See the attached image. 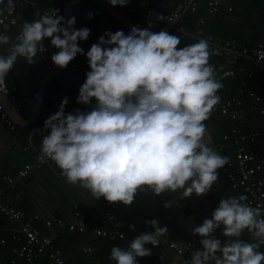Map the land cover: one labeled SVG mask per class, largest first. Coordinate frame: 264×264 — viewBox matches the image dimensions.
<instances>
[{
  "label": "clouds",
  "instance_id": "clouds-1",
  "mask_svg": "<svg viewBox=\"0 0 264 264\" xmlns=\"http://www.w3.org/2000/svg\"><path fill=\"white\" fill-rule=\"evenodd\" d=\"M108 2L124 6L129 0ZM58 12L50 9L24 21L14 40L0 32V46L9 45L0 51V86L6 89L18 58L35 62L37 53L45 51L46 38L58 49L51 61L61 68L84 53L78 41L86 39L90 29L75 28L74 16L65 20ZM151 27L149 22V27L133 26L128 33L106 30L84 53L89 70L77 102L91 104L90 110L65 113V97L43 124L48 132L40 139L41 152L69 183L109 202L130 204L144 185L157 195L177 190L181 197L207 193L218 179L217 169L228 161L205 140L204 121L220 101L218 90L223 87L209 63L208 41L178 47L179 36ZM246 200L244 194L220 198L211 218L191 228L201 237L202 248L191 253L188 264H264V208ZM152 223L154 230L136 235L126 247L114 245L110 259L139 264L137 257L150 255L145 245H159V237L168 232L167 225ZM221 226L229 238L223 243L214 235ZM244 230L253 242L239 238Z\"/></svg>",
  "mask_w": 264,
  "mask_h": 264
},
{
  "label": "crops",
  "instance_id": "crops-1",
  "mask_svg": "<svg viewBox=\"0 0 264 264\" xmlns=\"http://www.w3.org/2000/svg\"><path fill=\"white\" fill-rule=\"evenodd\" d=\"M54 2V0H40L39 10L49 11ZM68 2L69 0L66 4ZM175 3L173 0L170 1L169 6L167 5L170 8L169 11L174 8ZM90 5L86 4L84 7L91 8ZM92 5L98 8L96 5ZM63 10L64 7L61 15ZM101 12L104 11L100 10L99 13L102 14ZM95 16L96 18L100 17L98 14ZM104 33L105 30L101 26L92 24L87 39L88 48L96 43ZM33 59L35 62L29 64L24 58H18L17 63L9 71L7 80L9 85L17 86L19 92L29 94L34 103L39 84L35 85L32 78L39 65L38 53ZM213 65L215 67V64ZM56 66L54 65V68ZM78 67V82L71 88H65L70 89L64 108L65 113L73 112L76 109L88 111L91 108V104L85 105L77 102L78 90L86 78L89 65L80 64ZM221 82L223 87L218 90L221 99L212 109L208 119L204 121L206 125L205 140L215 150L227 156L228 160L236 163L235 149L229 143L224 144L223 138L224 134L230 135L236 125L234 123L235 126L231 128L230 118L219 114V108L224 99V89L227 88L226 84L230 81L226 80L225 84L223 79ZM227 86L234 89L233 84L229 83ZM52 96L53 92L50 99L44 98L43 107L51 104ZM19 113L23 117H28L31 111ZM19 129L18 138L14 139L6 125L0 124V193L12 207L24 211L28 216H39V220L34 222V226L38 228L41 235L49 237L52 244L62 251L69 262L74 264H115L109 257L111 248L114 245L126 247L127 243L136 235L143 231L154 230L152 221L155 220H157L158 226L167 225L168 232L159 237V245L153 246L150 243L145 245V247L151 248V254L137 257L139 264H185L183 258L172 249L170 242L190 239L200 243L201 237L199 234H194L191 228L201 224L205 218H211V213L218 206L220 198L237 196L239 191L228 180L223 166L217 169L218 179L214 182L212 189L201 195L193 193L187 197H181L180 190L157 195L147 185H144L142 186L143 190L137 191L136 198L130 204L119 201L109 202L103 197L96 198L86 188L69 183L61 175V170L55 162L41 169L33 170L27 178L11 188L6 178L14 177L31 158L23 151V147L29 146L34 152L38 147L34 130H27L24 127H19ZM226 144L227 146H225ZM257 148L262 151V144L258 142ZM258 162L264 166V157ZM168 201L170 204L165 206ZM76 212L80 214L85 225V230L81 233L69 225L75 219ZM48 219H61L66 224L59 225L53 222L50 226H46L45 221ZM100 231H107L111 235L102 238L98 234ZM214 235L221 242L229 239L223 236L222 226L215 230ZM18 237H21L18 224L0 216V238L5 240V245L0 246V264L9 261L13 250L20 246L22 240H18ZM239 238L249 242L254 241V237L247 230H244ZM263 247L264 245L261 246V251H264ZM85 249H90V251H85ZM34 262L35 264H53L46 256H40ZM18 264H27V262L20 261Z\"/></svg>",
  "mask_w": 264,
  "mask_h": 264
},
{
  "label": "built area",
  "instance_id": "built-area-1",
  "mask_svg": "<svg viewBox=\"0 0 264 264\" xmlns=\"http://www.w3.org/2000/svg\"><path fill=\"white\" fill-rule=\"evenodd\" d=\"M39 1L40 0H0V32L9 35L14 40L16 35L20 32L24 21H31L40 17L41 12H39L38 9ZM153 1L156 6H159L161 0ZM227 1L228 0H212L209 3L208 13L210 14L218 12L220 5ZM65 5L66 3L64 6ZM90 7L91 8H87L81 4L74 5L71 17H75V28L79 29L81 27H87L90 29V26L95 23L101 26V28H103L105 31H124L120 23L110 15L104 12H101L102 14H100V11H98L93 5H90ZM159 7H161V14H163L164 17L161 19V23L165 26L178 20L186 8H188L187 11H190L191 13L196 12L197 3L196 0H177L174 8L171 11L167 10L165 5H161ZM228 10H230V8ZM96 11H98L97 14L100 15V17L96 18V14L94 13ZM89 12L93 13L91 18H89L87 15ZM133 24L134 26H138L140 28L149 27V25H141L137 22H133ZM197 24V27L203 24V20L200 19ZM151 30L155 32L158 31V29L154 26L151 27ZM87 39L88 37L84 40L78 41L79 46L84 49V53H86L89 49L87 45ZM204 39H206L209 44L214 46V48L210 46L212 54H217L218 51L215 46L217 44H215L211 38ZM42 43L45 51H43L41 54L38 52L39 65L36 67L35 76L32 78L35 85H38L39 82H41L43 78L54 69V65L49 62L50 56L54 52L58 51V49L55 50V47L50 44V38L44 39ZM223 47L229 48V44L225 43V46ZM8 48V44L0 46V51L8 50ZM231 49L233 48L231 47ZM84 53L77 54L70 61V68L63 74L61 79V83L64 88H71L78 82V65H88L87 57ZM241 53L244 55L246 54V51H242ZM253 55L257 60L264 62V48L261 44L254 49ZM260 65L264 66L263 64ZM239 70L245 71L249 70V68H241ZM215 71L217 79L220 80H222V77L224 74H226V72H228L230 77L235 75L234 69H226V67L222 64H217L215 66ZM249 75H252V73L249 72ZM6 89L4 86H0V94L9 97L18 112H29L32 110V97L29 94H23L19 92L17 86L9 85L7 78ZM241 93L242 92L240 91L239 95ZM247 93L255 106L261 102L260 96L257 95L254 90L248 89ZM223 95L224 99L222 105L220 106L219 114L229 117L233 122H235L236 125L232 129L230 135L224 134L223 136L224 140L228 141L230 146L235 149L236 163L228 160L223 170L226 172V176L232 185L238 188L239 191L237 196L244 194L247 197L245 202L250 203L253 207L258 206L264 208V166L258 162L262 157H264V141L262 142L263 149L260 151L257 148L258 142H256L259 134L257 132H252L247 138V141L250 143V145H243L244 139L241 135V127L244 122L243 111L241 108L242 101L238 95L227 96L226 88L224 89ZM65 97L66 93L64 91L55 92L53 93L51 104L49 106L43 107L34 128L39 149L34 152L29 146L23 147V151L26 152L31 158L20 170H18L14 177L6 178V181L11 188H13L16 183H19L23 179L27 178L33 170L41 169L42 167L54 162L41 152L40 139L42 136L47 134V129H45L43 126L44 120L49 115L53 114L56 109H58L61 100ZM260 113L264 115V107L260 108ZM0 124L6 125L14 139L18 138V132L20 130L19 127L8 118L1 105ZM0 216H4L8 220L18 224L19 232L21 234V237H18V240H22L20 246L13 250L12 257L9 259V261L2 262L1 264H18L20 261H26L27 264H35V259L40 256H46L53 264H74L69 262L62 251L52 244V241L49 237L41 235L38 228L34 226V222L39 220V216H28L24 211L12 207L5 201L1 193ZM53 222L58 223L59 225L66 224L61 219H48L45 221V225L50 226ZM69 225L74 227L79 233L85 230L84 222L78 212L75 213V219L70 222ZM98 234L102 238L110 237L111 235L107 231H100ZM3 245H5V240L0 238V246ZM170 246L177 255L183 258L185 264H188V261L191 260V253L193 251L202 248L200 243L190 239H185L181 242H170ZM85 251H90V249H85Z\"/></svg>",
  "mask_w": 264,
  "mask_h": 264
},
{
  "label": "trees",
  "instance_id": "trees-1",
  "mask_svg": "<svg viewBox=\"0 0 264 264\" xmlns=\"http://www.w3.org/2000/svg\"><path fill=\"white\" fill-rule=\"evenodd\" d=\"M49 9H59L58 14L61 15L62 8L68 0H54ZM108 1V0H107ZM171 0H161L159 6L165 5L167 10ZM174 3L177 0H173ZM212 0H196L197 10L194 13L187 11L183 18L178 21V25L184 30L197 34L202 38H211V40L217 44V54L213 55L212 51L209 57V63L222 64L226 69H234L235 75L230 77L228 72L222 80H228L230 84H233L234 89L226 84V95L235 96L238 95L242 101L243 111V125H242V137L244 139L243 145L248 146L250 143L247 141L248 135L252 132L259 134L256 142L262 144L264 141V115L260 113V108L264 107V66L259 63L251 61L249 57H253V51L258 45H262L264 48V0H228L223 2L218 12L208 13L209 3ZM79 4L85 6L91 4L88 1H81ZM176 4V3H175ZM168 5V6H167ZM156 6L153 0H129L124 5H116L126 16H128L132 22H137L141 25H149L156 27L158 30L164 25L161 23V19H157V14H161V7ZM226 6V8H225ZM40 5H38V9ZM230 8V10H228ZM100 11L99 8H96ZM39 12H42L39 10ZM42 12L40 15H42ZM97 14L96 12H94ZM203 20V24L197 27L199 20ZM124 29V28H123ZM126 32V30L124 29ZM180 38V44L178 47H183L197 42L189 37L178 34L175 31H170ZM199 33V34H198ZM225 43L229 44V48H224ZM212 46L211 44H209ZM214 48V46H212ZM231 47L233 49H231ZM212 48V49H213ZM57 50V48H55ZM246 51V54L240 56L233 53ZM51 64L55 65L51 61ZM67 67L66 71L69 70ZM241 68H249V70L240 71ZM63 72V74L65 73ZM249 72L252 75H249ZM63 74L55 77L48 84L45 97L51 98L52 92L64 91L69 95L70 89H65L61 84V78ZM221 80V81H222ZM252 89L257 95L260 96L261 102L255 106L252 99L248 96L247 90ZM242 92L239 95V92ZM75 99V97H74ZM45 103V100H44ZM220 109V108H219ZM56 110L54 111V113ZM226 117V116H224ZM231 122V128L235 122L229 119ZM36 124H32L28 127H24L27 130H34ZM231 130V129H230ZM48 132V130H47ZM35 135V133H34ZM246 140V141H245ZM229 143L228 141H224ZM230 144V143H229ZM227 146V144L225 145ZM39 146L37 147V150ZM36 150V151H37Z\"/></svg>",
  "mask_w": 264,
  "mask_h": 264
},
{
  "label": "water",
  "instance_id": "water-1",
  "mask_svg": "<svg viewBox=\"0 0 264 264\" xmlns=\"http://www.w3.org/2000/svg\"><path fill=\"white\" fill-rule=\"evenodd\" d=\"M81 1H88L94 5H96L100 10L104 11L108 15H110L112 18H114L116 21L120 23V25L126 30L128 33L130 29L134 26L132 20L126 16L119 8L116 6L111 5L107 0H69V2L64 6V10L62 12V16L65 17V20L69 17H71L74 5L77 4L78 2ZM187 9L183 12L181 17L165 26H163L161 29H165L167 31H175L180 35L189 37L193 40H199V39H204L197 34L188 32L181 28L178 25V21L183 18L185 12H187ZM159 29L158 31H160ZM156 31V32H158ZM217 46V45H215ZM218 47V46H217ZM235 54H238L242 56L243 54L240 52H235L232 51ZM251 61H254L259 64H263L264 62L257 60L256 58L249 57ZM70 62L67 64L66 67H59L56 66L49 74H47L43 80L39 83L36 93H35V98H34V103L33 107L31 110V113L28 115V117H23L15 108L13 103L11 102L10 98L7 97L6 95L0 94V104L4 110V112L7 114L8 118L17 126L19 127H28L34 123L37 122L38 117L43 109V103H44V97H45V91L48 86V84L53 80L55 77L61 75L63 72L66 71L67 67L69 66Z\"/></svg>",
  "mask_w": 264,
  "mask_h": 264
}]
</instances>
